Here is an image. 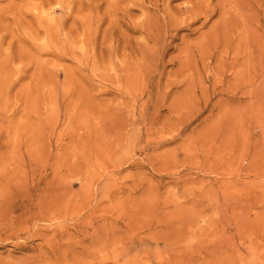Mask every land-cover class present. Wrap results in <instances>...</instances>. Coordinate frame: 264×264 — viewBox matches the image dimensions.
<instances>
[{"label": "rangeland", "instance_id": "obj_1", "mask_svg": "<svg viewBox=\"0 0 264 264\" xmlns=\"http://www.w3.org/2000/svg\"><path fill=\"white\" fill-rule=\"evenodd\" d=\"M0 18V264H264V0Z\"/></svg>", "mask_w": 264, "mask_h": 264}, {"label": "bare ground", "instance_id": "obj_2", "mask_svg": "<svg viewBox=\"0 0 264 264\" xmlns=\"http://www.w3.org/2000/svg\"><path fill=\"white\" fill-rule=\"evenodd\" d=\"M228 1H229V0H228ZM58 2H59V1H58ZM37 3H39V2L37 1ZM88 3H89V2H88ZM224 3H225V2H224ZM224 3H223V7H224ZM227 3H228V2H227ZM229 3H230V2H229ZM233 3H235V2H233ZM41 4H43V3L41 2ZM99 4H100V3H99ZM201 4H202V3H201ZM221 4H222V3H221ZM221 4H220V5H221ZM35 5H36V4H35ZM35 5H34V6H35ZM39 5H40V4H39ZM60 5H61V4H60ZM64 5H65V4H64ZM79 5H80V4H79ZM196 5H198V4H196ZM229 5H232V4L230 3ZM32 6H33V5H32ZM32 6H31V7H32ZM34 6H33V7H34ZM37 6H38V4H37ZM37 6H35V10L37 9V8H36ZM41 6H42V5H41ZM62 6H63V5H62ZM95 6H96V5H95ZM193 6H194V5H193ZM205 6H206V5H205ZM238 6H239V5H238ZM91 7H92V6H91ZM118 7H119V6H118ZM188 7H189V6H188ZM198 7H199V6H198ZM198 7H196L195 9H193V11H191V12L189 11L190 16H191V19H192L193 21H195L196 19H198L201 15H203V16H207V17H208V16H209V13L212 12L209 8H208V10H205V9H204L203 11H201V10H199ZM208 7H209V6H208ZM42 8H43V7H41V9H42ZM66 8H67V7H66ZM200 8H201V7H200ZM205 8H207V6H206ZM220 8H222V7H220ZM38 9H40V8H38ZM222 9H223V8H222ZM91 10H92V9H91ZM94 10H95V9H94ZM179 10H180V8H179ZM226 10H227V9H226ZM221 12H222V11H221ZM227 12H228V11H227ZM257 13H258V12H257ZM92 14H93V13H92ZM115 14H116V12H115ZM14 15H15V14H14ZM20 15H22V14H20ZM20 15H19V16H20ZM48 15H49V14H48ZM5 16H6V15H5ZM12 16H13V15H12ZM115 16H116V15H115ZM168 16H169V15H168ZM223 16H224V15H223ZM236 16H237V15H236ZM14 17H15V16H14ZM1 18H2V17H1ZM1 18H0V19H1ZM3 18H4V17H3ZM15 18H16V17H15ZM43 18H44V17H43ZM73 18H74V17H73ZM220 18H222V16H221ZM220 18H219V19H220ZM232 18L234 19V17H232ZM25 19H26V18H25ZM52 20H53V19H52ZM177 20H178V19H177ZM222 20H225V19L222 18L221 21H222ZM226 20H227V19H226ZM226 20H225V22L229 21V20H227V21H226ZM112 21H113V20H112ZM112 21H111V22H112ZM178 21H179V20H178ZM178 21H177V23H178ZM221 21H220V23H221ZM232 21H234V20H232ZM239 21H240V20H239ZM172 22H173V21H171V24H172ZM174 22H175V18H174ZM175 23H176V22H175ZM175 23H174V24H175ZM222 23H223V22H222ZM230 23H231V22H230ZM234 23H235V22H234ZM1 24H2V23H1ZM3 24H4V23H3ZM169 24H170V23H169ZM226 24H227V23H226ZM236 24H237V23H236ZM176 25H178V24H176ZM221 25L224 26V27H226V28H229V27H228V26H229L228 24H227V25H223V24H221ZM234 25H235V24H234ZM234 25H233V26H234ZM168 26H169V25H168ZM170 26H173V27H174L175 25H170ZM235 26H236V25H235ZM238 26H240V25H237V27H238ZM176 27H177V26H176ZM224 27H223V28H224ZM178 28H179V27H178ZM211 28H212V27H211ZM233 28H234V27H233ZM235 28H236V27H235ZM238 28H239V27H238ZM231 29H232V28H230V30H231ZM236 29H237V28H236ZM242 29H243V28H242ZM230 30H229V32H230ZM11 31H12V30H11ZM232 31H233V30H232ZM234 31H235V30H234ZM241 31H242V30H241ZM241 31H238V32H241ZM229 32H228V33H229ZM238 32H237V34H238ZM226 33H227V32H226ZM230 33H231V32H230ZM231 34H232V33H231ZM244 34H245V32H244ZM241 35H242V34H241ZM223 36H224V38H225L226 36L228 37V36H230V35L227 34L226 36H225V35H223ZM232 36H233V35H232ZM244 36H245V35H244ZM227 37H226V38H227ZM237 37H238V36H237ZM240 37H242L241 39L244 40L243 36H240ZM240 37H239V40H240ZM224 38H223V39H224ZM226 38H225V40H227ZM230 38H232V37H230ZM9 39H10V38H9ZM14 39H15V38H14ZM246 39H247V38H246ZM246 39H245V40H246ZM230 40H232V39H229V40H227V41H230ZM242 40H241V41H242ZM245 40H244V41H245ZM218 41H219V40H218ZM223 42H224V41H223ZM246 42H247V41H246ZM246 42H244V43H246ZM226 44H228V43H226ZM231 44H232V43H231ZM234 45H237V44H234ZM242 45H243V43H242ZM242 45H241V46H242ZM245 45H246V44H245ZM245 45H244V48H245ZM239 46H240V45H239ZM242 49H243V47H242ZM234 50H235V49H234ZM242 51H244V50H241V52H242ZM21 52H22V50H21ZM242 53H243V52H242ZM21 54H22V56H23V52H22ZM242 55H243V54H242ZM18 56H19V55H18ZM22 56H21V57H22ZM16 57H17V56H16ZM23 57H24V56H23ZM16 59H17V58H16ZM241 63L243 64V62H241ZM243 65H244V64H243ZM243 65H242V66H243ZM240 66H241V64H240ZM4 67H5V66H4ZM243 67H244V66H243ZM251 67H252V66H251ZM261 68H264L263 64L261 65ZM262 71H263V73H264V70H262ZM183 74H184V73H183ZM182 76H183V75H182ZM239 77H240V75H239ZM250 78H251V77H250ZM130 79H131V78H130ZM244 79H245V78H244ZM253 80H255V78H253ZM168 81H169V80H168ZM243 81H244V80H243ZM247 81H248V80H247ZM245 82H246V80H245ZM248 82H249V81H248ZM248 82H247V83H248ZM252 82H253V81H252ZM0 83H1V82H0ZM191 83H192V82H191ZM191 83H190V84H191ZM237 83H238V82H237ZM255 83H256V82H255ZM251 84H252V83H251ZM241 85H244V84H243V83L239 84V87H241ZM255 85H256V84H255ZM259 85H260V84H259ZM262 86H263V85H262ZM188 88H189V87H188ZM190 88H191V85H190ZM194 88H195V87H194ZM244 88H245V87H244ZM253 88H255V87H253ZM256 88H258V89H256ZM256 88L254 89V90H256V91H261V90H262V89H261V90L259 89V88H261V86H257V85H256ZM238 90H239V89H238ZM244 91H245V90H244ZM184 96H185V95H184ZM180 106H181V105H180ZM176 110H177V109H176ZM184 120H185V119H184ZM166 128H167V127H166ZM176 129H177V128H176ZM176 129H175V130H176ZM175 130H174V131H175ZM50 207H51V205H50ZM14 211H15V208H14Z\"/></svg>", "mask_w": 264, "mask_h": 264}]
</instances>
